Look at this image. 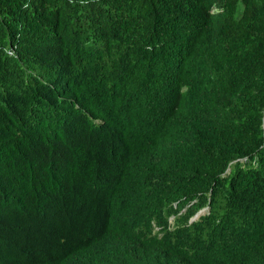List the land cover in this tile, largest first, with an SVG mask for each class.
Segmentation results:
<instances>
[{
    "label": "trees",
    "instance_id": "16d2710c",
    "mask_svg": "<svg viewBox=\"0 0 264 264\" xmlns=\"http://www.w3.org/2000/svg\"><path fill=\"white\" fill-rule=\"evenodd\" d=\"M0 264H264V0H0Z\"/></svg>",
    "mask_w": 264,
    "mask_h": 264
},
{
    "label": "water",
    "instance_id": "95a60500",
    "mask_svg": "<svg viewBox=\"0 0 264 264\" xmlns=\"http://www.w3.org/2000/svg\"><path fill=\"white\" fill-rule=\"evenodd\" d=\"M202 209L198 210L192 217H190L189 218V222L196 220L200 215H202V213H204V212H202L203 211ZM204 209L206 211L207 210V207H205Z\"/></svg>",
    "mask_w": 264,
    "mask_h": 264
},
{
    "label": "rangeland",
    "instance_id": "374dc122",
    "mask_svg": "<svg viewBox=\"0 0 264 264\" xmlns=\"http://www.w3.org/2000/svg\"><path fill=\"white\" fill-rule=\"evenodd\" d=\"M202 208H203V209H202ZM202 208H201V209L203 210L202 212H205V209H204L205 207H202ZM199 210H200V209H199ZM202 214H203V213H202ZM168 222H169L170 225H172V223H173V217H169V218H168Z\"/></svg>",
    "mask_w": 264,
    "mask_h": 264
}]
</instances>
